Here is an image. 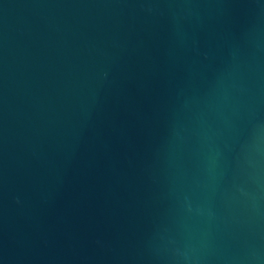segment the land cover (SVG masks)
<instances>
[{"label":"water","instance_id":"water-1","mask_svg":"<svg viewBox=\"0 0 264 264\" xmlns=\"http://www.w3.org/2000/svg\"><path fill=\"white\" fill-rule=\"evenodd\" d=\"M0 264H264V0H0Z\"/></svg>","mask_w":264,"mask_h":264}]
</instances>
